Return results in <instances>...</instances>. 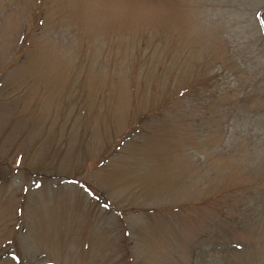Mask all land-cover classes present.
<instances>
[{"label":"rangeland","instance_id":"obj_1","mask_svg":"<svg viewBox=\"0 0 264 264\" xmlns=\"http://www.w3.org/2000/svg\"><path fill=\"white\" fill-rule=\"evenodd\" d=\"M0 264H264V0H0Z\"/></svg>","mask_w":264,"mask_h":264}]
</instances>
